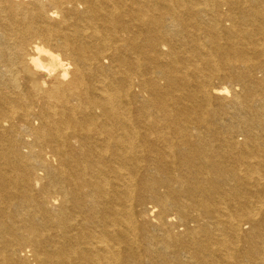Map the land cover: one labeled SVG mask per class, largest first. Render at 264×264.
Segmentation results:
<instances>
[{
	"label": "bare ground",
	"instance_id": "6f19581e",
	"mask_svg": "<svg viewBox=\"0 0 264 264\" xmlns=\"http://www.w3.org/2000/svg\"><path fill=\"white\" fill-rule=\"evenodd\" d=\"M0 264H264V0H0Z\"/></svg>",
	"mask_w": 264,
	"mask_h": 264
},
{
	"label": "rangeland",
	"instance_id": "374dc122",
	"mask_svg": "<svg viewBox=\"0 0 264 264\" xmlns=\"http://www.w3.org/2000/svg\"><path fill=\"white\" fill-rule=\"evenodd\" d=\"M216 88H221V87H224L225 85H222L219 81H214V84H213ZM239 138L238 141H241L243 138L241 136H238Z\"/></svg>",
	"mask_w": 264,
	"mask_h": 264
}]
</instances>
